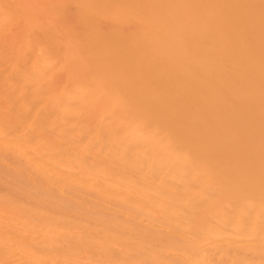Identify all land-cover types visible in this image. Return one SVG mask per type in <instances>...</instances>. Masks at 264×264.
<instances>
[{
  "label": "bare ground",
  "instance_id": "bare-ground-1",
  "mask_svg": "<svg viewBox=\"0 0 264 264\" xmlns=\"http://www.w3.org/2000/svg\"><path fill=\"white\" fill-rule=\"evenodd\" d=\"M0 264H264V0H0Z\"/></svg>",
  "mask_w": 264,
  "mask_h": 264
}]
</instances>
